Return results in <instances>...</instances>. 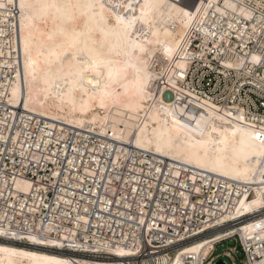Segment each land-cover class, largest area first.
I'll return each mask as SVG.
<instances>
[{"label":"built area","instance_id":"1","mask_svg":"<svg viewBox=\"0 0 264 264\" xmlns=\"http://www.w3.org/2000/svg\"><path fill=\"white\" fill-rule=\"evenodd\" d=\"M209 14L202 28L217 33L222 29L234 31L227 28L230 16L215 11ZM9 37L15 38L12 44ZM214 39L219 37L198 31L186 42L185 49L193 56L186 88L233 113L243 111L247 119L264 127V88L260 84L264 68L251 63V56L260 54L255 42L241 48L225 41L218 45L220 54L214 56L210 51ZM234 43L239 45L238 40ZM240 60L244 67L237 68ZM229 63L233 67L229 68ZM249 66L255 76L244 73ZM18 81H23L19 33L0 15V135L5 137L0 140V230L15 232L10 235L12 242L25 245V235L40 237L43 233L61 239L65 247L60 252L69 255L124 264H157L159 257L173 258L182 247L221 230L223 237L214 241L215 248L204 261L185 255V264H228L225 260L217 263L222 257L237 264V246L245 264L264 259V208L236 216L242 199L254 196L255 185L230 181L132 145L120 151L118 142L110 141V146L109 140L94 134L81 136L60 130L21 105L5 103ZM35 144L42 147L37 149ZM21 145L26 153L47 156L51 151L54 156L47 161L48 170L55 168L61 176L49 180L45 168L18 171L13 157L19 159ZM25 184L26 191L21 187ZM69 208L79 211L65 217ZM5 219L13 226L4 225ZM50 223L60 226L59 237L48 232ZM248 224L255 226V231L237 232ZM70 229L76 232L75 237L67 241L60 238ZM21 236L24 239L18 238ZM227 242L236 246L217 255V248ZM78 246L92 251H77ZM121 251L125 255H120Z\"/></svg>","mask_w":264,"mask_h":264},{"label":"bare ground","instance_id":"2","mask_svg":"<svg viewBox=\"0 0 264 264\" xmlns=\"http://www.w3.org/2000/svg\"><path fill=\"white\" fill-rule=\"evenodd\" d=\"M85 2L29 0L33 7L21 11L20 0H14L0 9L8 26L19 33L22 54L23 81L11 88L10 96L14 90L17 93L12 105H21L60 130L81 136L94 134L109 140L110 146V141L118 142L120 151L132 145L230 181L255 185L252 199L240 202L237 217L264 208L254 205L264 192V144L254 139V133H264V127L247 119L243 111L233 113L186 88L193 56L185 45L195 21L186 23L188 17L180 9L199 17L201 12L214 11L207 5L220 0H108L133 7L105 9L107 25L100 19V10L83 7ZM115 13L125 22L132 21L133 27L127 31L150 49L147 64L142 62L139 48L133 49L124 38L125 26L116 23ZM141 28L142 33L138 31ZM201 29L203 34L208 33L207 28ZM8 41L12 44L15 38ZM145 69L153 73L150 80ZM105 85H109V96H103ZM21 187L28 189L27 184ZM253 231L255 226L248 224L237 232L243 235ZM222 234L221 230L210 232L208 237L177 250L173 258L159 257L157 264H185V255L204 261ZM30 236L40 238L25 235L28 244L19 245L10 235L0 236V249H4L0 251V264H35L33 257H49L65 264H124L62 253L65 244L61 239L51 238L58 243L44 245L32 242ZM76 250L92 251L85 246Z\"/></svg>","mask_w":264,"mask_h":264},{"label":"snow or ice","instance_id":"3","mask_svg":"<svg viewBox=\"0 0 264 264\" xmlns=\"http://www.w3.org/2000/svg\"><path fill=\"white\" fill-rule=\"evenodd\" d=\"M14 3V0H6V2H0V9H4L6 7H9ZM47 6V5H45ZM55 7V5H52ZM85 8L88 9H95L98 8L100 10V19L101 21L107 25V19L104 17L103 12L105 9H114L116 7H127L130 10H132V4H120V5H114L108 2V0H86V2L82 5ZM147 6V5H145ZM210 8H213L215 12H219L221 16L228 15L231 17V20L227 23L228 29H234V31H225L221 30L219 33L215 31L208 32V35H211L213 37L218 36L219 39H214L212 41V48L210 51L214 52L215 55L220 54V49L218 48V45L222 46L225 41H227L229 44H231L233 47L239 46L241 48L247 47V44L249 41H254L256 44V47L259 50V55H252L251 56V63L252 64H258L261 68H264V0H220V3H217L216 5L208 4L207 5ZM19 7L21 11L25 7H33L31 3H29V0H20ZM182 14L186 17H188V20L186 23L191 24L192 21H195V27L192 29V33H196L201 29V26L205 24L204 17L206 15H210L207 13L201 12V15L199 17L194 16L192 13H185L183 12V9H180ZM197 12H200L201 10L197 9ZM115 19L117 24H124L125 30L123 31V36L126 40L129 41L130 46L133 49L139 48L140 53L143 54V63L147 64V61L151 55L150 49L144 47L143 45L137 43L133 39V34L128 32L127 29L133 27V23L131 20L125 22L124 18L119 14L115 13ZM217 20H213L212 24L217 25ZM141 33L143 32V29H139ZM239 41V45H236L234 41ZM199 47V45L197 46ZM203 55V53H201ZM246 55V54H245ZM25 56H28V46L27 43L25 44ZM239 59V58H236ZM235 66L237 68L244 67L243 60H240V63H236ZM228 67H233V63H229ZM27 69V63H25V70ZM146 73V79H151L153 76V73L148 72L147 69H145ZM244 73H249L253 76L256 75V73L253 71L252 67H246L244 68ZM244 73H241L243 75ZM171 79V77H169ZM88 84H93L92 79H87ZM98 84L99 81H96ZM260 84L261 87L264 88V76L260 77ZM109 85H105V91L103 93V96H109L111 93L107 91V88ZM142 87H146V85H142ZM17 95L16 91L14 90L11 94L12 98H9L5 101V103L12 104L15 102L14 98ZM150 95V92H149ZM103 96L101 98V106L104 105V99ZM25 107H27V104H24ZM5 137L3 135H0V140H4ZM254 139H258L262 144H264V133H261L259 131H256L254 133ZM33 147L40 149L42 146L40 144H35ZM54 154L49 151V154L47 156H44L42 153L36 154L31 151L25 152L23 151V145H21V151L19 153V159L17 160L15 157H13V166L17 168L18 171L24 169L25 167H28L29 171H36L38 172L41 168L46 169V175L49 180H52L54 177L61 176V173L56 171L55 168H52L48 170L47 161L52 159ZM59 161H57L58 163ZM30 166V167H29ZM0 167H3V165H0ZM261 175L264 176V171L261 172ZM133 191H136V189H133ZM260 198L258 200L254 201V205H258L261 207H264V192H261L259 194ZM59 205V201L57 202ZM66 204L71 205V200H66ZM254 205H249V208L253 207ZM78 212V208H69L67 212L64 213V216L67 217L71 212ZM84 212H87V208L83 209ZM81 217L78 216V219ZM4 225H7L9 227L13 226L10 221L5 219ZM3 227V226H0ZM16 227H19V225H16ZM29 227H33V225H29ZM43 227V225L41 226ZM77 227L79 225L77 224ZM48 232L52 233L55 232L58 237L60 235V226L58 224L50 223L48 226ZM2 235H16L15 232H8L6 229L4 231H0V236ZM76 232L73 230H69L67 234H64L62 237L63 240L67 241L70 237H75ZM19 239H24V237H18ZM32 242L36 244H44L47 245L49 243L51 244H57V240L51 239L50 236L45 235L41 233L40 238L37 239L35 236L29 237ZM75 243V241H73ZM97 243L99 241L97 240ZM61 247L64 245L61 244ZM0 251H4V249H0ZM120 255H125L124 252H119ZM35 260V264H65V262L55 260L53 258L49 257H33ZM257 264H264V259H261L257 262Z\"/></svg>","mask_w":264,"mask_h":264},{"label":"rangeland","instance_id":"4","mask_svg":"<svg viewBox=\"0 0 264 264\" xmlns=\"http://www.w3.org/2000/svg\"><path fill=\"white\" fill-rule=\"evenodd\" d=\"M235 246H236L235 242H227V243H224V246H219V247L217 248V250H216V254L219 255V254H221L225 249H227L228 247H235ZM237 247H238V250H239V255L237 256V257H238V258H237V264H245L244 262H245L246 258H245L244 255L242 254V252H241L239 246H237ZM221 260H225V261H227L228 264H233L232 260L229 259V258H226V257L219 258V259L217 260V263H219Z\"/></svg>","mask_w":264,"mask_h":264},{"label":"water","instance_id":"5","mask_svg":"<svg viewBox=\"0 0 264 264\" xmlns=\"http://www.w3.org/2000/svg\"><path fill=\"white\" fill-rule=\"evenodd\" d=\"M219 264H223V263H219Z\"/></svg>","mask_w":264,"mask_h":264}]
</instances>
